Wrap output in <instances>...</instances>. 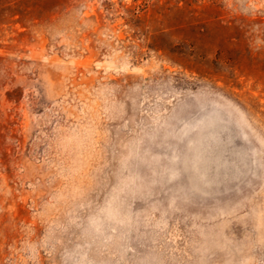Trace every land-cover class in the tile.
<instances>
[{"label": "rangeland", "instance_id": "374dc122", "mask_svg": "<svg viewBox=\"0 0 264 264\" xmlns=\"http://www.w3.org/2000/svg\"><path fill=\"white\" fill-rule=\"evenodd\" d=\"M0 264H264V0H0Z\"/></svg>", "mask_w": 264, "mask_h": 264}]
</instances>
